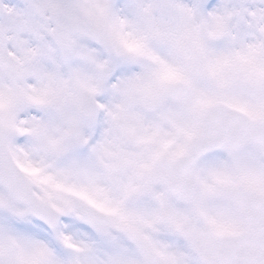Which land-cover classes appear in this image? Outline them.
<instances>
[{"label":"snow or ice","instance_id":"obj_1","mask_svg":"<svg viewBox=\"0 0 264 264\" xmlns=\"http://www.w3.org/2000/svg\"><path fill=\"white\" fill-rule=\"evenodd\" d=\"M0 264H264V0H0Z\"/></svg>","mask_w":264,"mask_h":264}]
</instances>
